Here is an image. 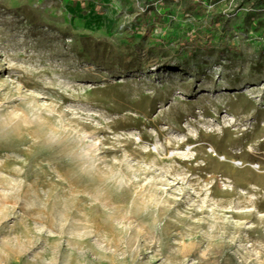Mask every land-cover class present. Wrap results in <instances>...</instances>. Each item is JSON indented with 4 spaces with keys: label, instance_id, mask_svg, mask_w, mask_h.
Wrapping results in <instances>:
<instances>
[{
    "label": "rangeland",
    "instance_id": "374dc122",
    "mask_svg": "<svg viewBox=\"0 0 264 264\" xmlns=\"http://www.w3.org/2000/svg\"><path fill=\"white\" fill-rule=\"evenodd\" d=\"M0 264H264V0H0Z\"/></svg>",
    "mask_w": 264,
    "mask_h": 264
}]
</instances>
